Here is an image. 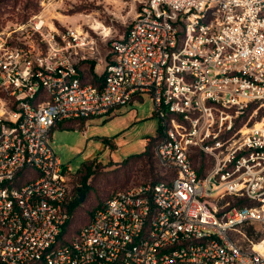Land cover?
I'll list each match as a JSON object with an SVG mask.
<instances>
[{
  "label": "built area",
  "instance_id": "built-area-1",
  "mask_svg": "<svg viewBox=\"0 0 264 264\" xmlns=\"http://www.w3.org/2000/svg\"><path fill=\"white\" fill-rule=\"evenodd\" d=\"M140 5L96 85L78 71L88 35L43 14L0 27V264H264V0ZM145 94L175 178L119 192L64 242L73 172L53 127ZM195 150L212 161L204 178ZM25 170L38 177L20 186Z\"/></svg>",
  "mask_w": 264,
  "mask_h": 264
},
{
  "label": "rangeland",
  "instance_id": "rangeland-1",
  "mask_svg": "<svg viewBox=\"0 0 264 264\" xmlns=\"http://www.w3.org/2000/svg\"><path fill=\"white\" fill-rule=\"evenodd\" d=\"M26 4L30 6L26 7ZM140 6V0H0V27L17 20L27 21L34 14H43L60 30L69 28L83 32L94 42V47L89 53L83 54L79 66L84 69L83 63L93 64V72L100 76L110 63L111 43L130 30ZM263 113L254 118L252 123L260 121ZM159 124L153 99L145 94L115 109L112 115L88 120L87 135L78 128L54 131L51 141L54 153L62 164H69L73 172L69 177L70 190L78 188L80 184L78 171L81 167L87 162L93 163L95 172L88 182L93 192L88 197L82 195L83 211L78 216L81 225L89 218L87 213L102 199L114 191L141 184V181L130 182L114 191L105 187L107 178L115 183L113 177L120 169L119 163L145 150L147 138L157 135ZM105 140H111L114 147L107 145ZM164 173L162 170L161 174ZM169 180L170 177L166 181ZM74 196L77 197V193ZM244 232L248 236L251 234L250 229Z\"/></svg>",
  "mask_w": 264,
  "mask_h": 264
},
{
  "label": "trees",
  "instance_id": "trees-1",
  "mask_svg": "<svg viewBox=\"0 0 264 264\" xmlns=\"http://www.w3.org/2000/svg\"><path fill=\"white\" fill-rule=\"evenodd\" d=\"M26 7H29V4L25 5ZM127 34V33H126ZM125 34V35H126ZM115 56L112 53V57L110 59V63H113ZM84 69H81V66L78 67V71L80 74V77L82 79V82L85 84H92L96 85L100 83V81L103 80V74L98 76L96 75L93 70L94 66L93 64H89L88 62L83 63ZM87 120H68L63 121L55 125L52 130L59 129V130H72L75 128L83 130L86 125ZM163 139V132L162 127L159 124V129L157 131V135L152 138H147V144L145 146V150L136 155H132L128 157L125 161L119 163L120 169L117 171L116 175L113 177L114 182L111 181V178L106 179L105 187H109L110 190H116L121 189L128 185L130 182H139L141 181V184H157L161 182L165 183H171L173 179L175 178V173L172 171L168 173H164V175L161 174L162 168L158 164L156 155H155V148L158 145V143ZM107 145H110L114 147L113 142L111 140H105ZM191 163L193 165V168L197 171L198 176L200 178H204L207 174V171L211 167V159L207 157L204 153H202L199 150H195V152L190 157ZM93 163L92 161L85 163L81 169L78 171L80 177V184L78 188H73L70 190V199H69V206H68V213H69V219L63 229V239L64 242L69 243L75 237L79 235L83 227H85L88 223L91 222V220L94 217V214L102 209L106 202L110 200L113 193L118 194L121 191H124L128 188L122 189L121 191H114L112 194L105 197V199L101 200L93 210L88 212V219L84 220L83 224L81 225L78 219V216L81 215L82 209L81 206L83 205L84 201H81L82 195L85 197H88V194L93 192V189L90 188L88 185L89 180L93 176ZM82 174V175H81ZM73 175V174H72ZM97 178V175H95ZM38 177V175L32 171L25 170L21 172L20 174V183L19 185L26 184L33 180L34 178ZM170 177L169 181H166L167 178ZM97 180V179H96ZM69 183V182H68ZM120 184V185H119ZM70 186V183H69ZM77 193V197L74 196ZM115 194V195H116ZM114 197V196H113ZM249 206V203L242 201L240 204H233V206ZM252 233V231H251Z\"/></svg>",
  "mask_w": 264,
  "mask_h": 264
},
{
  "label": "crops",
  "instance_id": "crops-1",
  "mask_svg": "<svg viewBox=\"0 0 264 264\" xmlns=\"http://www.w3.org/2000/svg\"><path fill=\"white\" fill-rule=\"evenodd\" d=\"M55 130H59V129H54V130L51 131V141H53L54 131H55ZM84 135H87V133H86V134L84 133Z\"/></svg>",
  "mask_w": 264,
  "mask_h": 264
},
{
  "label": "water",
  "instance_id": "water-1",
  "mask_svg": "<svg viewBox=\"0 0 264 264\" xmlns=\"http://www.w3.org/2000/svg\"><path fill=\"white\" fill-rule=\"evenodd\" d=\"M81 201H82V197H81Z\"/></svg>",
  "mask_w": 264,
  "mask_h": 264
}]
</instances>
